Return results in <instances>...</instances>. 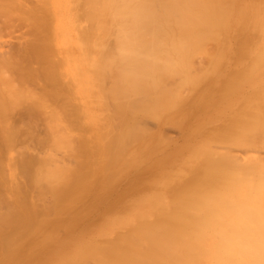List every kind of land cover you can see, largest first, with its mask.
Returning <instances> with one entry per match:
<instances>
[{
	"label": "bare ground",
	"instance_id": "bare-ground-1",
	"mask_svg": "<svg viewBox=\"0 0 264 264\" xmlns=\"http://www.w3.org/2000/svg\"><path fill=\"white\" fill-rule=\"evenodd\" d=\"M235 2L236 0H0V200H5L4 203L0 202V249L7 248L12 239L22 245L21 247H31L35 239L28 240L30 229H40L35 234L36 239L39 243L40 240L44 241L45 239H41L43 233L52 230L53 226L62 225L67 216L61 210V202L65 203L66 194V199L70 202L78 200L82 194L90 196L86 185V179L93 172L90 153L92 158L96 154L99 158L100 155L103 161H109L112 158L110 156L115 154L119 169L124 172L122 169L125 170L128 162L133 161L137 154H133L132 159L125 155V148L138 142L132 141L126 146L130 141L129 136L134 138L132 133L138 130L134 126L136 118H156L157 113L159 117L163 108L160 111L157 109L161 106L169 112L170 106L176 107L177 101L174 102L172 96L174 93L178 95L179 91L182 99L177 96L181 99L178 105L184 106L182 109L188 107L191 111L195 107L194 110H203L210 92L207 91L204 95L201 92V95L193 96L192 100L184 101L183 95H188L185 92L182 95L183 87L190 94L191 91L199 89L198 85L202 81H209L206 86L209 88L204 87V91L215 85L216 82L211 80L215 79L220 69L218 67L222 66L224 57L230 51V39L234 40L242 30L239 24L241 16L235 9ZM260 2L256 26L260 33L258 39L256 38V47L254 51H248L243 44L242 49H239V53L245 52L244 57L246 53L252 57L248 69H264V0ZM235 10L237 15L236 12L233 15ZM242 25H245L244 21ZM10 37L17 39V43L13 45ZM237 38L235 40L241 39L239 36ZM107 40H113L116 46L114 50L110 48L111 45L110 49L107 48ZM210 42L215 43L213 52L212 46L208 48L207 45ZM193 55L208 59L201 75L196 74L197 71L193 72L194 69L190 66ZM106 75L112 84V89L106 96L111 98L117 109L115 111L118 113L119 123L117 117L116 122L120 127L118 133L112 134V138H116L114 142L109 140L110 134L106 138V134L98 131L101 122L99 105L107 108L106 100L109 101L105 100L103 87L101 88L103 84L100 81ZM170 80L174 81L173 87H177L178 83L188 86H181L183 90L178 88L174 92L170 89L172 84L167 87ZM238 81L234 74H230L224 81L225 88L230 89L235 98L230 103L227 101L229 105L240 101L241 88L235 91ZM249 85L246 84L247 87H243L241 92L242 95L256 93L257 97L255 94L252 97L254 101L249 97V103L246 101L248 104L244 108L241 106L245 101L240 104V115L234 110L233 116L223 121L229 122L224 125L227 131L223 132L224 128L218 131V126L214 129L218 132L214 139L220 145L224 144L226 151H220L221 154L217 150L210 152L202 144L203 140L199 139L198 143L201 144L195 145L198 146L197 149L193 148L195 153H192L193 149L188 150L193 154L189 156L186 152L192 141L185 139L183 147L180 145L182 150L176 149L175 157L186 149L185 157L188 158H182L185 159L184 162H179L180 166L177 164L178 167L174 170L176 172L170 177L162 173L163 169L158 171L162 173V182L158 183L160 180H156L157 176L155 180L153 177L151 195L141 192V181L130 185L133 187L129 194L134 199L125 200L126 191L120 192L118 201L116 199L120 204L119 212L116 211L119 214L117 217H107L100 228L102 232L114 236L111 239L108 237L109 240H94L95 245L103 242L99 246L100 253H103V256L100 255L101 260H117L121 264H264V76L255 82H249ZM195 95H198V91ZM161 98L165 99V103L158 104ZM227 103L225 101L223 104ZM220 107L218 110L222 108ZM228 109L230 106L225 110ZM185 110L182 112L187 113L188 109ZM198 112L201 114V111ZM191 118L194 119L193 116ZM132 119L134 127L129 124ZM113 122L115 120L111 123ZM206 123L199 131H207ZM139 126L137 127L140 128ZM198 127L199 125L195 128L192 126L193 129L190 128L189 131H198ZM74 128L77 133L82 128L89 134L91 131V136L98 137L99 141L94 145H91L90 140L91 144L88 140L83 143L84 136L79 135L81 131L78 133L79 137L75 135L77 133ZM130 128H135L131 130L132 133ZM189 131L188 136L191 134ZM74 132V138L77 136L80 141L73 148L74 145L70 146L71 141L68 138ZM109 132H112L111 129ZM136 133L134 135L139 136ZM145 134L146 132L143 135ZM80 136L83 139H79ZM29 139L32 144H28ZM146 144L144 141L143 147ZM61 146L64 150L67 148L66 151L75 157L76 160L72 157L76 161L72 163L75 166L69 164V167H65L63 162L66 160L55 157L54 149ZM154 147L151 149L153 151L149 152L148 149L144 153H149V156L154 152ZM236 147L240 149L237 151L239 154L244 150L241 155H234L232 152L237 150ZM135 149L134 153L142 152L141 149ZM174 151L175 149L169 155ZM68 152L65 153L71 155ZM140 153L137 156L139 164L144 159V153L142 152V156ZM156 157L155 161L152 159L154 163L161 156ZM164 157L167 158L166 162L169 158L167 155ZM94 159L92 160L95 163L98 159ZM134 161L135 165L131 162L128 168L137 165L136 157ZM60 163H63L65 169L58 166ZM136 172V175L132 173L131 179L136 178ZM122 176L120 179H123ZM114 181L116 182L115 179ZM45 191L48 195L52 194L50 203L46 201ZM42 212L46 215L52 213L54 219L50 220L48 216L42 218ZM76 212L77 215L73 214L74 217L71 218L72 222L84 217L81 221L86 223L89 216L86 217L83 212L79 214L78 210ZM86 230L88 227L82 229L87 234ZM27 231L29 233L26 235ZM237 234L243 235L242 244L230 242ZM23 235H26L29 242H21Z\"/></svg>",
	"mask_w": 264,
	"mask_h": 264
},
{
	"label": "rangeland",
	"instance_id": "rangeland-1",
	"mask_svg": "<svg viewBox=\"0 0 264 264\" xmlns=\"http://www.w3.org/2000/svg\"><path fill=\"white\" fill-rule=\"evenodd\" d=\"M259 3V4H258ZM240 4V5H239ZM261 4V2H260V0H236V2H235V9H237V11H239L238 13H239V16H241L240 17V20L241 21H239V24L242 26V27H244V26H246L245 28H242L241 27V31L239 32V35H237V36H239V38L241 37V39H239V40H235V39H238L237 38V36H236V38L233 40H231L230 39V51H229V53L224 57V61L222 62V66H219L218 67V73H217V75H215V79L214 80H211V81H213V82H216L215 83V85H213V88L212 89H206V91H204V87H206L207 86V84H208V82L209 81H207V80H205V81H202V83H199V89H200V91H199V89H195L194 90V92H190V94H188L189 92L186 90V88L185 87H183L185 84H181V85H179V83L177 82V81H175V83L177 82L178 83V86L177 87H173V83H174V81L173 82H171V80L168 82L169 83V85H167V87L168 86H170V84H172V87L170 88L171 90H173L174 92H177L179 89L180 90H183V93H182V91H181V93H182V95L184 94V92H185V94H187L188 96H186V95H183L184 97H183V99H184V101H185V99L186 100H192L193 99V96H199V95H201V92H203V94L202 95H204L205 93H208V92H210L209 94H207L208 95V98L206 99V101H207V105L205 104V106L203 107V110H201L200 108H197V109H195L194 110V108L195 107H192V109H191V111H189V108L188 107H185V108H183L184 110L187 108L188 109V111H186L187 113H185V112H182V107H184V106H181V105H178V101H179V99L181 98L182 99V96H179V92H177L178 93V95L177 94H175L174 93V95L172 96V99H174L173 101L174 102H176L177 101V104H176V107L175 108H172V106H170L171 107V109L169 110V112H167L168 111V109H167V111L165 110V107H159L157 110H161V108H163L164 109V111H157V112H159V117H157V114H155L156 115V118H152V117H145L144 119L140 116L139 118H136L135 119V122H134V120L132 119V120H130L129 121V124H132V127H134V126H136V128L138 129L137 131L136 130H134V129H132V128H130V131L131 130H134V132L132 133V131H131V133L133 134V136H134V138H132V137H130L129 136V139L128 140H130V141H128V144L126 145V146H128L129 145V143L131 144V142L133 141H137L138 140V142L136 143H132L131 145H129V147H127V148H125V155L126 156H128L129 155V158H130V156H131V158L130 159H132V157L135 155V157H136V160H137V165L136 166H134L133 167V165H131L130 166V168H128L129 166V163L131 164V162H132V164H134L135 165V157L133 158V161L131 160L130 162H128V165H126L127 167H126V169L124 170V168L122 169L124 172H121L120 171V169H119V163H118V157L116 158L115 157V154L113 155L112 154V156H110V157H112V158H110V160L108 161V160H106V161H103V160H101L100 159V155H99V158H98V156H97V154L95 155V156H93V158H95L94 160H96V159H98V160H96L95 161V163H94V161L92 160L93 158H92V155H90L89 154V156L91 157V160H90V164H91V161L93 162L92 164H91V167H93L92 168V170H93V172L90 174V176L86 179V185H87V187L89 188V197H86L87 195H80L79 197V199L77 200V199H74L73 201H75V203L73 204L72 202H70L69 200H67L66 198H68V195L66 194V198L64 199L65 200V203L64 202H61V204H62V206H61V210L63 211V213H66L67 214V216L64 218V222H63V224L62 225H60V226H53V228H52V230H48V231H46L45 233H43V235L41 236V235H39V236H41V239H45L44 241H42V240H40L41 242L39 243V240L38 239H36V233L37 232H39V230H35V229H30L29 231H30V234L29 235H27L26 233H29V231H27V232H25V234L27 235V238H28V240H34L35 239V242H32V245H31V247H29V248H27V247H21L17 242H15V241H10L9 242V246L6 248H1L0 249V264H110L111 262H113L112 264H121V263H119L117 260H113V261H108V262H105L103 259V261L100 259L101 258V256L100 255H102L103 253H100L101 252V249L99 248V246H100V244L101 245H103V242H101L99 245H95V241L94 240H96L97 238H98V240L100 239H103V238H105V239H107V240H109V238L111 239V237H113L114 235H111V234H107V233H104V232H102L101 230H100V228H102L103 227V224H104V222H105V220H106V218L107 217H111V218H113V217H117V214H119V213H117V212H119V206H120V204L117 202L118 201V199H117V197L120 195V192H123V191H126V194H124L125 195V200H128V198H129V200H132V199H134V198H131V195L129 194V191L132 189V187L133 186H130V185H133V184H136V183H139L140 181V185L145 189H143L142 188V191L141 192H143L144 194H146L147 196H149V195H151L152 194V189H153V177H154V180H155V178H156V176H157V178L158 179H156V180H162V173H164L165 175L167 174L168 176L167 177H170V175L172 174V173H175L176 171H174V170H176V168L178 167L177 166V164L179 163V164H181V163H183L184 162V160L185 159H187L185 156H187V154L185 155V152H186V149L185 150H183L180 154H179V159H178V157L176 158L175 157V152L179 149V150H182L181 148L183 147V144L185 143V142H183L185 139L187 140L188 138L189 139H191V145L189 146V148L187 149V151L188 150H192L194 147H196L195 149H197V147L198 146H195V145H200L201 143H198L199 142V139L200 140H203V141H201L202 142V144H204L205 146H206V148L205 149H209V151L210 152H213V151H226L225 149H224V147L223 146H225L224 144H223V146L222 145H220L221 143L220 142H217V140H215L214 139V137H216L217 136V134H218V132L216 133L215 132V130L214 129H217V126L218 127H220V129H218V131H221L225 126V124H227V123H229V122H223V121H225L226 120V118L227 117H230L231 118V116H233L232 114L234 113V110L237 112H239V110H240V104H242L244 101L246 102H248L249 100H248V98L251 100V98L254 96V94L256 95V93H252V94H246V93H243V95H244V97H243V95H242V90H243V87H247L248 85H249V82H255V80H258L260 77H262V76H264V75H261L260 76V74H264V69H248L249 67H248V63L251 61V56L250 55H248V53H246V56L244 57V54H245V52H244V54H243V52H242V54L241 53H239V52H241V50H239V49H242V47L244 46L243 44H245V49L246 50H252V51H254V49H255V47H256V41H257V39H258V36H259V33H260V31L258 30V27L256 28V26H258V24H257V21H258V13H259V7L261 6L260 5ZM238 7V8H237ZM241 7V8H240ZM251 9H253V10H251ZM255 10V11H254ZM237 11L235 10V11H233V15H235V13L234 12H236V15H237ZM244 11H245V13H244ZM255 12V13H254ZM249 14V16H247V15ZM255 14V15H254ZM247 18H246V17ZM252 16H253V18H254V20H253V18H252ZM255 16V17H254ZM231 17H232V15H231ZM235 17V16H234ZM245 17V18H244ZM244 18V19H243ZM246 19V20H245ZM251 19H252V21H251ZM243 21H244V24L245 25H242L243 24ZM246 21V22H245ZM254 21V22H253ZM240 22H242V24L240 23ZM239 28V27H238ZM244 29V30H243ZM247 30V31H246ZM256 30H258V32L256 31ZM254 31H256V32H254ZM247 33V34H246ZM257 33V34H256ZM15 34V36L17 35V32H15L14 33ZM14 34H13V37H15L14 36ZM244 34L246 35V36H244ZM256 35V36H255ZM232 36V33H231V35H230V37ZM255 36V37H254ZM13 37H10L11 39H10V42L14 45L15 44V42L17 41V39L15 40V38L13 39ZM111 37V36H110ZM242 37H244V39L242 38ZM232 38V37H231ZM248 38H249V40H248ZM257 38V39H256ZM108 39V38H107ZM111 38H109V40H110ZM109 40H107L106 42H105V44L107 43V45H108V47L107 48H109V45H111V47L110 48H112V50H114L113 48L114 47H116V46H114V43L112 42L113 40H111V42L109 41ZM244 40V41H243ZM241 41H242V44H239V43H241ZM247 42V43H246ZM254 42V43H253ZM17 43V42H16ZM108 43H110V44H108ZM253 43V44H252ZM215 44V43H214ZM214 44H212V42H210V43H208L207 45L209 46L208 48H211L210 46H212V52L214 51L213 50V48H215V47H213V45ZM207 45H206V47H207ZM246 45H248V46H246ZM253 45V46H252ZM215 46V45H214ZM239 46V47H238ZM252 46V47H251ZM237 47V48H236ZM241 47V48H240ZM251 47V48H250ZM109 48V49H110ZM207 48V49H208ZM245 49H243V51L245 50ZM112 50H111V52H112ZM208 51H210V49L208 50ZM116 52V51H115ZM209 53H211V51L209 52ZM111 54H113V52L111 53ZM116 54H117V52H116ZM116 54H114L116 57H117V55ZM192 57V56H191ZM244 57V58H243ZM118 58V57H117ZM191 60H192V65L190 64V66H192V68L194 69L193 70V72H196V74L197 73H201L202 74V69H203V67H205L207 64H206V62H207V58H204V57H198V55H196V57H195V55H193V57H192V59H190V62H191ZM250 60V61H249ZM255 60V59H254ZM252 61H253V59H252ZM236 64V65H235ZM246 67H245V66ZM208 67V66H207ZM195 68H196V70H195ZM244 69V70H243ZM246 69V70H245ZM192 70V69H191ZM262 70V71H261ZM199 71H201V72H199ZM205 70H203V72H204ZM261 71V72H260ZM192 72V73H193ZM233 72V73H232ZM258 72V73H257ZM191 73V74H192ZM256 73V74H255ZM260 73V74H259ZM194 74V73H193ZM192 74V75H193ZM200 74V75H201ZM230 74H234L236 77H237V79H239V81L237 82L239 85H238V88L237 89H235V91L236 90H238V89H240V92H239V95H240V101L239 102H236V101H234L235 102V104H233V102H232V104L233 105H229L228 103H230V101H231V99H232V101L233 100H235V98L233 97V93L231 92V90L229 89H227V88H225V82L224 81H226V79H227V77L230 75ZM259 74V75H258ZM258 75V76H257ZM197 76H199V75H197ZM196 76V77H197ZM257 76V77H256ZM260 76V77H259ZM104 77V76H103ZM195 77V76H194ZM193 77V78H194ZM200 77V76H199ZM199 77H197V78H199ZM191 79H192V77H190ZM196 78V79H197ZM94 79V78H93ZM106 79V80H105ZM108 77H107V75H106V77H104V79L102 78V80H100V81H102L101 83L103 84L102 86H101V88L103 87V92H104V94H105V100L106 99H109V97L108 96H106V94L108 95V93H109V91L112 89V84H111V80H110V78L108 79ZM195 79V78H194ZM251 79V80H250ZM105 80V81H104ZM193 80V79H192ZM244 80V81H243ZM171 82V83H170ZM180 83H181V81H179ZM227 83V82H226ZM105 84V85H104ZM247 84V86H245ZM174 86H176V85H174ZM183 87V89H182V87ZM185 86H188L187 84L185 85ZM227 86V85H226ZM250 86V85H249ZM111 87V88H110ZM181 87V88H180ZM229 87V86H228ZM174 88V89H173ZM179 88V89H178ZM202 88V89H201ZM206 88H209V87H206ZM170 89H168V90H170ZM167 90V91H168ZM170 90V91H171ZM186 90V91H185ZM203 90V91H202ZM213 90V91H212ZM198 91V95H195L196 94V92ZM208 91V92H207ZM225 91H228V92H225ZM242 91V92H241ZM234 92V91H233ZM223 93V94H222ZM232 93V94H231ZM229 94V95H228ZM211 95V98L209 97ZM237 95H238V93H237ZM238 95V96H239ZM249 95V96H248ZM175 96L177 97V96H179V97H177V98H175ZM185 96H186V98H185ZM221 96V97H220ZM230 96V97H229ZM174 97V98H173ZM231 97H233V98H231ZM256 97H257V95H256ZM195 98V97H194ZM111 99V98H110ZM109 99V101L108 100H106L108 103L106 104V102H105V104H106V106L105 107H107V108H104V107H102L101 105H99L100 106V108H101V112H100V120H101V122L99 123V126H98V131L99 132H101L103 135L104 134H106V138H107V136H108V134H110V141L112 140L113 142H114V140L116 139H114V137L115 136H113V138H112V134H113V132H114V134L113 135H115L116 133H118L120 130V127L117 125V120H116V117L118 116V113H117V111H115V110H117L116 109V107L114 106V104L111 102L112 100H110ZM180 99V100H181ZM210 99V100H209ZM228 99V100H227ZM253 99V98H252ZM256 99V98H255ZM176 100V101H175ZM165 101V99L163 100L162 98L160 99V103H158V104H161V103H165L164 102ZM172 101V102H173ZM225 101H226V103H227V101H228V103L226 104V105H224L225 104ZM253 101H254V99H253ZM171 102V103H172ZM243 103L244 105H242L241 107H243V106H246L248 103L246 102V103ZM220 103V104H219ZM224 103V104H223ZM110 106H109V105ZM221 104H223V105H221ZM237 104V105H236ZM239 104V105H238ZM253 104V103H252ZM113 107H112V106ZM171 105V104H170ZM179 107H178V106ZM216 105H218L217 106V108H216ZM228 105V106H227ZM219 106H221L220 108V110H218L219 109ZM230 106V109H228V111L227 110H225L226 108H228ZM232 106L234 107L235 106V108H232ZM174 107V106H173ZM224 107H225V109H224ZM239 107V109H237ZM178 108H180V109H178ZM191 108V107H190ZM233 110H232V109ZM244 108V107H243ZM242 108V112H244L243 109ZM103 109H104V111H103ZM106 109H108V110H106ZM178 109V110H177ZM182 109V110H181ZM211 109H213V110H211ZM216 109H217V111H216ZM223 109H224V111H223ZM175 110H176V112H175ZM205 110V111H204ZM232 110V111H231ZM166 111V112H165ZM181 111V112H180ZM198 111H201V114H200V112H198ZM203 111V112H202ZM223 111V112H222ZM227 111V112H226ZM231 111V112H230ZM110 112V113H109ZM112 112V113H111ZM164 112V113H163ZM188 112H191V114L190 113H188ZM197 112H198V116H197ZM222 112V113H221ZM241 112V113H242ZM170 113H173V114H170ZM117 114V115H116ZM168 114H169V116H168ZM178 114V115H177ZM183 114V115H182ZM190 114V115H189ZM196 116H195V115ZM210 114H211V116H212V119H211V116H210ZM227 114V115H226ZM110 115V116H109ZM161 115V116H160ZM166 115V116H165ZM207 115H208V117H209V119H208V117H207ZM226 115V116H225ZM238 115H240V112H239V114ZM165 116V117H164ZM176 116V117H175ZM179 116V117H178ZM182 116H184V118H182ZM187 116V117H186ZM189 116V117H188ZM193 116V118L194 119H192L191 117ZM200 116V117H199ZM113 117H114V120H115V122H113V123H111L112 121H114V120H112L113 119ZM186 117V118H185ZM141 118V119H140ZM169 118H171L170 120H169ZM207 118V119H206ZM111 119V120H110ZM117 119H118V117H117ZM140 119V120H139ZM154 119H157V120H154ZM182 119V120H181ZM184 119V120H183ZM203 119H204V121H203ZM167 120V121H166ZM181 120V122H179ZM227 120H228V118H227ZM131 121H133L134 123H136L134 126H133V124L134 123H131ZM137 121V122H136ZM139 121V122H138ZM164 121V122H163ZM165 121H166V123H165ZM183 121H186V122H183ZM190 121V122H189ZM216 121V122H215ZM105 122V123H104ZM198 122L200 123V124H198ZM207 122V123H206ZM118 123H119V119H118ZM138 123V124H137ZM203 123V124H202ZM204 123H206L207 124V131L208 130H212L211 132L213 133V134H211V132H207V131H203L202 129L199 131V128L201 127V126H204L205 124ZM223 123V125H221ZM139 124H140V126H139ZM81 125V124H80ZM196 125H199V127L197 128L198 129V131H196V129L195 130H193L192 132H194L195 131V133H192L191 131H189L190 130V128H192V126H193V128H195L196 127ZM216 125V126H215ZM116 126H118L117 128H115ZM131 126V125H130ZM137 126H139L140 128H138ZM221 126H223V127H221ZM226 126H228V125H226ZM83 127H85V126H83ZM114 127V128H113ZM183 127H184V129H183ZM210 127V128H209ZM76 128H78L77 126H76ZM76 128H74L75 129V132L77 133V129ZM81 128V126L78 128V129H80ZM192 128V129H193ZM212 128V129H211ZM226 128V127H225ZM224 128V129H225ZM110 129H111V131L112 132H109L110 131ZM183 129V130H182ZM227 129V128H226ZM223 130V132L224 131H227V130ZM82 130H83V128L81 129V130H79V132L78 133H80V131H81V133L79 134V135H81L82 134V136H84V140H82V142L83 141H85V142H83V143H86V140H88V142H89V140L92 142V144L89 142V144H91V145H94V144H96L99 140H98V137L96 138V137H92L91 135H93V133L90 131V134H89V132H85V129L83 130V132L84 133H86L85 135H84V133L82 132ZM87 130V129H86ZM109 130V131H108ZM119 130V131H118ZM89 131V130H88ZM137 133H136V132ZM139 131V132H138ZM140 131H143L144 133L146 132V134L145 135H143L144 133H141ZM191 132V134L188 136V134H187V132ZM75 132L72 134L73 136H71V137H69L68 138V141L71 143H69L70 144V146H72V145H74L75 143H77V141H80V140H77V136L79 137V135H78V133L77 134H75ZM108 132V133H107ZM215 132V133H214ZM138 134L139 136H137V135H134V134ZM140 133L142 134V135H140ZM204 133V135H202ZM208 133V134H207ZM74 134L75 135H77L76 136V138H74ZM185 134V135H184ZM205 134H207L206 136H205ZM91 137H90V136ZM216 135V136H215ZM82 136H80V138L79 139H83V137ZM88 136V137H87ZM202 136V137H201ZM210 136V137H209ZM82 137V138H81ZM137 137H139L138 139H137ZM143 139V137L145 138L143 141H140V139L141 138ZM185 137V138H184ZM192 137V138H191ZM196 137V138H195ZM204 137H206V138H204ZM87 138V139H86ZM88 138H90V139H88ZM131 138L133 139V140H131ZM202 138H204V139H202ZM209 138V139H208ZM74 139V140H73ZM32 140V139H31ZM73 140V141H72ZM94 140H95V142H94ZM161 140V141H160ZM28 141V144L31 142V144H32V141H30V139L29 140H27ZM34 141V140H33ZM105 141H106V139H105ZM147 142V144H146V146H144L143 147V145H142V143L143 142ZM150 141V142H149ZM74 142V143H73ZM81 142V143H82ZM157 142V143H156ZM73 143V144H72ZM80 143V142H79ZM80 143V144H81ZM196 143V144H195ZM198 143V144H197ZM88 144V143H87ZM88 144V145H89ZM145 144V143H144ZM155 144H156V146H155ZM159 144V145H158ZM161 144V145H160ZM170 144V145H169ZM225 144H227V143H225ZM79 145V144H78ZM167 145V146H166ZM172 145V146H171ZM180 145H182V147L180 146ZM97 146V145H96ZM140 146V147H139ZM141 146H142V148H144V149H142L141 148ZM150 148H149V147ZM155 146V147H154ZM180 146V147H179ZM205 146H203V148L205 147ZM222 147V149H220L219 147ZM75 147V145L73 146V148ZM105 147V146H104ZM113 147V146H112ZM133 147V148H132ZM148 147V148H147ZM152 147H154V152H152L149 156H148V154H147V152H145L144 153V151H148V149H149V152H151V151H153V150H151V149H153ZM227 147L229 148L230 147V145H227ZM61 149L62 148V150H56V149ZM58 148H55L54 149V154H55V157L57 158V159H59V160H61V158H62V160L64 159V160H69V161H65V162H63L64 164H66L65 165V167H69L68 165L69 164H71L72 166H75L74 164H72V163H76V161H74V159H75V157H73V155L70 153V152H68V151H66L67 150V148H66V150H64L65 148H63V146H61V147H58ZM136 148V149H135ZM171 148V149H170ZM238 147H236L235 149H237ZM131 149V150H130ZM133 149V150H132ZM134 149L136 150V151H138L139 149H141L142 150V152L144 153V156H147V157H144V156H142L143 155V153L141 154L140 152H135L134 153ZM147 149V150H146ZM175 149V151H174V153L170 156L169 154H170V152H172L173 150ZM177 149V150H176ZM151 150V151H150ZM178 150V151H179ZM240 149H237L235 152H237V151H239ZM140 151V150H139ZM228 151V150H227ZM230 151V150H229ZM244 150H241V152H243ZM65 152H68V153H70L71 155H69L68 156V154H66ZM133 152V153H132ZM196 152V151H195ZM194 152V149H193V151H192V153H195ZM233 153H234V155H238L239 154V152H237L236 154H235V152H234V150L232 151ZM240 152V154L239 155H241L242 153ZM138 153H140L141 154V156H142V158H144L143 160H142V162L140 161V164H139V161H138ZM177 153V152H176ZM186 153H189V151L188 152H186ZM192 153H189V156L192 154ZM65 154H66V156H65ZM134 154V155H133ZM147 154V155H146ZM220 154H221V152H220ZM124 155V157L126 158V156ZM151 155H152V157H151ZM163 155V156H162ZM165 155H167V157L169 158L166 162H165V160L167 159V158H165L164 156ZM174 155V156H173ZM193 155V154H192ZM191 155V156H192ZM71 156V157H70ZM123 156V155H122ZM156 156H161L160 158H159V161L157 162H155L154 163V161H155V157ZM170 156V157H169ZM74 159H73V158ZM149 157H151V158H149ZM174 158V160H172L173 158ZM185 157V159H182V158H184ZM65 158H68V159H65ZM71 158V159H70ZM124 158V159H125ZM140 158V157H139ZM141 158V159H142ZM147 158V159H146ZM154 158V161L152 160ZM157 158V157H156ZM172 158V159H171ZM73 159V160H72ZM164 159V160H163ZM171 159V160H170ZM177 159V160H176ZM63 160V161H64ZM73 162H72V161ZM76 160V159H75ZM115 160V161H114ZM140 160V159H139ZM157 160V159H156ZM170 160V161H169ZM150 161V162H149ZM175 161V162H174ZM181 161H183V162H181ZM69 162V163H68ZM134 162V163H133ZM161 162V163H160ZM174 162V163H173ZM63 163H60L58 166H60L61 165V167H63L64 165H63ZM149 163H151V165H149ZM167 163H168V165H167ZM171 163H172V165H171ZM109 166H108V165ZM178 164V165H179ZM70 165V166H71ZM145 165V166H144ZM152 166V167H150L149 168V166ZM71 166V167H72ZM117 166H118V169H117ZM148 166V167H147ZM176 166V167H175ZM180 166V165H179ZM132 167V168H131ZM143 167H147L146 169L144 168V171H143ZM106 168V169H105ZM128 168V169H127ZM62 169H65L64 167L62 168ZM141 170V171H138V170ZM161 169V170H160ZM162 169H163V171H162ZM115 170H117V172L115 171ZM127 170V172H125ZM153 170V171H152ZM105 171V172H104ZM110 171V172H109ZM137 171V172H136ZM158 171H162V173L161 172H158ZM134 172V173H133ZM135 172L136 173H138L137 174V176H136V178H134V179H131V176H132V173L134 174V175H136L135 174ZM151 172V173H150ZM157 172L158 173H160V178H159V174H157ZM125 173V174H124ZM155 174H157V175H155ZM123 175V176H122ZM128 177V179H127V177ZM152 175V176H151ZM155 175V176H154ZM121 176L123 177V179H120L121 178ZM130 177V178H129ZM112 178V179H111ZM105 179V180H104ZM114 179L116 180V182L114 181ZM149 179H151L150 181H149ZM144 180V181H143ZM148 180V181H147ZM159 181L158 183H160L161 184V182L162 181ZM137 181H139V182H137ZM152 181V182H151ZM103 182V183H102ZM109 182H110V184H109ZM143 182V183H142ZM145 182V183H144ZM11 183H12V185H13V181H11ZM115 183V184H114ZM151 183V184H150ZM155 183V182H154ZM103 184V185H102ZM109 184V185H108ZM146 184V185H145ZM147 184H148V186H147ZM159 184V185H160ZM105 185V186H104ZM107 185V186H106ZM130 186V187H128V186ZM149 185H151L150 186V188H149ZM101 186V187H100ZM108 186H110V187H108ZM144 186H146V187H144ZM104 187V188H103ZM127 187V188H126ZM101 188V189H100ZM103 188V189H102ZM110 188V189H109ZM131 188V189H130ZM148 188V189H147ZM147 189V190H146ZM80 190V189H79ZM82 190V189H81ZM100 190H103V191H100ZM107 190V191H106ZM111 190V191H110ZM149 190V191H148ZM49 192V191H48ZM79 192V191H78ZM107 192V193H106ZM109 192V193H108ZM148 192H151L150 194L148 193ZM45 193H47V191H45ZM99 193V194H98ZM116 193H117V195H116ZM122 194V193H121ZM129 194V195H128ZM47 195H48V193H47ZM46 195V197H47V200L46 201H49V200H51L52 199V194L51 193H49V195L47 196ZM51 195V196H50ZM123 195V194H122ZM98 196V197H97ZM91 197V198H90ZM95 197V198H94ZM97 197V198H96ZM136 197V196H135ZM131 198V199H130ZM90 199H92V200H90ZM94 199V200H93ZM116 199H117V201H116ZM90 200V201H89ZM152 200V199H151ZM110 201H113V202H110ZM114 201H115V203H114ZM0 202L2 203H4L5 202V200H0ZM49 203H50V201H49ZM64 203V204H63ZM70 203H72V205L70 204ZM97 203V204H96ZM100 203V204H99ZM111 203H113V206H111ZM82 204H84V205H82ZM104 204V205H103ZM80 206V207H79ZM76 207H79V208H76ZM108 207H110V208H108ZM81 208V209H80ZM108 208V209H107ZM39 209H40V207H39ZM104 209V210H103ZM105 209H107L106 210V212H105ZM117 209V210H116ZM119 209V210H118ZM41 210L43 211L44 209H42L41 208ZM78 210V213L81 211V210H83V211H81V212H83V213H85L86 214V217H88L89 216V218H88V220L86 221V223H84L83 224V221H81V219L82 218H84V217H81L79 220H77L75 223H73L72 222V219L71 218H73L74 216H73V214H75V212ZM86 212H85V211ZM88 210V211H87ZM103 211H104V213H103ZM117 211V212H116ZM46 212V211H45ZM45 212L43 213H41V214H44L43 215V217L42 216H40L39 215V218H48L49 217V219L51 220V219H54V217H53V215H52V213L51 214H45ZM70 212H72L71 214H70ZM80 212V213H81ZM47 213V212H46ZM77 213V212H76ZM79 213V214H80ZM92 213V214H91ZM103 215H102V214ZM84 214V215H85ZM111 214H112V216H111ZM75 215H77V214H75ZM46 216H48V217H46ZM73 216V217H72ZM70 217V218H69ZM85 217V218H86ZM105 217V218H104ZM42 218H41V221H42ZM40 220V219H39ZM47 220V219H46ZM148 220V219H147ZM41 221H40V223H41ZM81 221V223H79ZM84 221H85V219H84ZM89 221V222H88ZM45 221H42V223H44ZM70 222V223H69ZM41 223V225H43ZM75 224V225H74ZM82 226H84V227H81L80 225ZM102 225V226H101ZM71 226V227H70ZM78 226V227H77ZM88 227V230H86V231H88V233L86 234V233H84L83 231H82V229L84 228V229H86V227ZM90 226V227H89ZM53 229H54V231H53ZM34 230L36 231L35 233H34ZM99 230L101 231V232H99ZM51 231H52V233H51ZM82 232V233H81ZM32 233V234H31ZM34 233V234H33ZM104 233V234H103ZM38 234H40V233H38ZM37 234V235H38ZM45 234V235H44ZM48 234H50L51 236H48ZM82 234H83V236H82ZM25 235V236H26ZM34 235H35V237H34ZM24 236V235H23ZM24 236V238H22L21 239V242H29V241H27V238ZM29 236H31L30 238H29ZM33 236V237H32ZM44 236H47V238L46 237H44ZM71 236V237H70ZM43 237V238H42ZM109 237V238H108ZM51 238H52V241H51ZM26 239V240H25ZM80 240V241H79ZM83 240V241H82ZM37 241V242H36ZM59 243H58V242ZM63 241V242H62ZM102 241V240H101ZM103 241H105V240H103ZM62 242V243H61ZM55 243H57L56 245L57 246H54V244ZM23 244V243H22ZM36 244H38V246L36 245ZM33 245H34V247H33ZM19 248V249H18ZM6 249L7 251H4V250ZM103 256V255H102ZM129 263V262H128ZM133 263V262H132ZM130 264V263H129ZM135 264V263H134Z\"/></svg>",
	"mask_w": 264,
	"mask_h": 264
},
{
	"label": "clouds",
	"instance_id": "clouds-1",
	"mask_svg": "<svg viewBox=\"0 0 264 264\" xmlns=\"http://www.w3.org/2000/svg\"><path fill=\"white\" fill-rule=\"evenodd\" d=\"M244 241V237L242 234H237L234 237L231 238L230 242L236 243V244H242Z\"/></svg>",
	"mask_w": 264,
	"mask_h": 264
}]
</instances>
